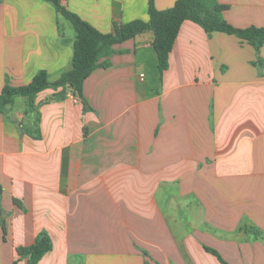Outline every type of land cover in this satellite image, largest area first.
<instances>
[{"label": "crops", "instance_id": "1", "mask_svg": "<svg viewBox=\"0 0 264 264\" xmlns=\"http://www.w3.org/2000/svg\"><path fill=\"white\" fill-rule=\"evenodd\" d=\"M61 1L103 33L149 20L150 0ZM217 2L234 27L264 28V0ZM63 19L46 0H0V94L72 68ZM153 41L114 46L84 83L88 111L72 91L41 92L40 139L22 131L23 97L0 113V264L42 231L53 248L38 264H224L206 248L264 264V44L185 21L161 74Z\"/></svg>", "mask_w": 264, "mask_h": 264}, {"label": "trees", "instance_id": "2", "mask_svg": "<svg viewBox=\"0 0 264 264\" xmlns=\"http://www.w3.org/2000/svg\"><path fill=\"white\" fill-rule=\"evenodd\" d=\"M46 1L54 5L58 14L64 16L75 29L72 68L64 72L56 81H50L47 71L41 70L27 85L12 86L11 83L7 82L0 94V113L2 114L8 113L16 98H24V115L31 119L29 124L21 121V128L25 134L36 139L41 138L38 95L45 90L53 89L58 91L54 94L53 99L60 100L66 97L68 91H72L82 101L84 110H90L91 108L84 96L86 79L96 69L109 67L110 63L105 59L114 53L116 44L135 38L142 33L151 31L154 34L153 46L158 55V67L161 74L169 69L170 54L185 21L199 24L209 34L222 32L235 35L252 45L256 50L264 44V28L234 27L224 17L228 6L220 4L217 0H178L174 7L164 11L158 10L154 0H150L148 21L135 20L125 24L115 23L111 33L99 31L77 13L67 9L61 0ZM3 192V187L0 184V197ZM14 203L23 208L20 201L14 200ZM7 216L8 214L0 205V226L4 236L7 235ZM246 229L253 233L256 238L261 237L260 230L256 228ZM52 248V239L47 232L42 231L32 245L17 248L18 259L13 264H17L22 259H27L28 264H38ZM206 250L227 264L215 250L210 248H206Z\"/></svg>", "mask_w": 264, "mask_h": 264}, {"label": "rangeland", "instance_id": "3", "mask_svg": "<svg viewBox=\"0 0 264 264\" xmlns=\"http://www.w3.org/2000/svg\"><path fill=\"white\" fill-rule=\"evenodd\" d=\"M64 20V22H66L67 23V26H68V28H67V33L68 34H72L73 36H75V29H74V27L72 26V24L68 21V20H66V19H63ZM75 38V37H74Z\"/></svg>", "mask_w": 264, "mask_h": 264}]
</instances>
